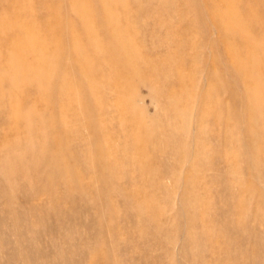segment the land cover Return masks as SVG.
I'll list each match as a JSON object with an SVG mask.
<instances>
[{
    "label": "rangeland",
    "instance_id": "1",
    "mask_svg": "<svg viewBox=\"0 0 264 264\" xmlns=\"http://www.w3.org/2000/svg\"><path fill=\"white\" fill-rule=\"evenodd\" d=\"M82 1L89 4H85L88 8L91 6L92 17L65 18V15H71L74 4L72 0H0V25L3 22L7 24L0 27V63L4 67L3 72L0 71V78L7 79L10 76L8 60L14 55L20 56L15 63H26L30 67L48 71L47 66L38 65L37 57H22L20 54L23 50L39 48L42 53L49 51V56L56 55V50L50 51L45 44L47 39L53 40L55 44L69 45V48H73L70 51L81 48L76 61H68L71 63L68 66L70 71L77 73L65 74L56 70L59 85L56 87L57 94L65 85L72 87L70 95L60 107L66 116L62 120L69 124L70 131L80 133L84 138L83 142L75 140L74 147L88 148L93 143L91 136L95 133L99 137H106L109 145L119 150L116 161L108 165L120 168L123 173L111 175L109 179L114 181V189L117 185H126L132 199L128 202L121 199L124 205L119 204L117 208L120 218L127 217L121 238L127 250L120 256L115 252L110 257L103 254L100 263L130 264V260H136L138 264H264V222L259 220L264 217V164L262 163L258 173L256 167L248 162L245 145L239 140V144H234L232 149L239 156L235 167L240 171L241 184L238 188L227 187L226 182L230 183L231 180L226 178L223 183L213 178L214 173L210 171L214 166L223 168L225 165L221 164V159L226 147L212 140L213 132H218L219 128L210 124L205 126L203 132L198 126L195 130L200 118L219 112L218 98H222L228 107L232 106L229 90L224 93L220 88L222 85H235L232 77H227L226 71L229 52L235 45L226 43L229 36L226 32L219 33L211 28L213 23L209 17L211 13L229 15L231 11L240 8L238 2H228L222 6L218 0H126L125 5H119L117 10L108 6V9L121 16L124 21L122 26L126 31L125 36L123 33L116 35L123 49L115 46L116 51L113 52L107 49L113 42L106 35L107 27L97 23L92 33H84L92 26L94 18L98 20V10L104 6L96 0ZM18 22L25 25L28 31L20 35L8 29L9 25H16ZM62 32L67 36H63ZM74 36H77L75 42L72 39ZM18 37L24 41L27 37L33 38L31 42L19 44ZM92 37L104 40L106 47L103 50L89 47ZM10 39L15 46L10 44ZM62 39L64 41L59 42ZM230 40L235 41L234 38ZM239 58L233 57V62L237 66L245 64V56ZM259 58L261 55L254 57L252 69H257L256 62ZM88 60H93L94 65L80 69V62ZM260 73L264 74V65L260 66ZM214 74L218 75L219 80L214 78ZM5 84L0 85V96H17L23 105H35L42 110L44 105L34 95L33 87L27 88L26 84H19L12 88ZM90 85L92 91L86 89ZM193 86L199 89L196 91ZM48 87L52 90L54 86ZM259 88L264 89V86L260 84ZM237 93L239 108L236 109L242 113L246 108L245 97L242 89L237 88ZM191 95L192 100L187 102ZM0 102L1 120L4 121L7 116L12 117L15 122L17 119L22 120L19 113L11 114L10 102H2L1 98ZM90 105L101 111L100 114L93 115L95 123H104L105 127H91L90 115L87 113ZM79 107L86 109V112L82 109L81 117L73 115L75 109L80 110ZM41 113H44L43 110ZM186 114L192 119L189 125L182 121ZM140 124L145 126V130H137ZM84 126L87 129H83ZM4 128V125L1 126V130ZM220 130L227 133L225 128ZM237 134L239 135L238 131ZM9 135H2L0 142L8 140ZM57 137V142L54 143L56 148L61 144L60 137ZM142 152L145 157L140 158ZM185 154H188L189 161L185 167L179 166L177 162ZM89 158L97 162L94 153H87L80 160L86 163ZM136 161L140 162L138 168ZM150 168L157 170L158 175L148 177ZM71 170L74 174L85 176L80 168ZM162 171L166 172L167 178H161L159 172ZM140 174L144 178L134 180ZM203 181L205 183L201 185L200 182ZM47 182L49 186L55 184L54 179H48L44 183ZM249 184L251 187H248ZM93 187L87 180L85 189L91 192ZM19 202L25 204L21 198ZM1 203L0 208L6 209V202L2 200ZM106 205L110 210L111 202ZM206 205L208 208L204 210ZM33 208L34 206L28 216L26 228L37 237L41 236L38 240L33 239L36 252L27 247L32 235L26 228L18 235L8 230L5 237L10 244L6 243L8 247L0 246V264H34V258L39 259L36 264H59L56 261L47 262L43 258L53 255L51 238L54 235L51 234H56L55 225L59 215L52 211L54 214L50 213L40 220L38 211ZM60 210L68 213L70 205L61 204ZM145 210L149 211L148 215ZM84 216L87 218L84 217L85 223L89 224L93 223L96 213L88 212ZM129 216H134V222ZM116 221L114 225L119 223ZM9 222L13 223L11 220ZM138 223L159 226L162 230L159 228L153 237L143 236L140 234L142 231H138L135 226ZM107 224H113L109 217L100 224V228L104 229ZM213 224L220 229L216 231L214 242L219 243V250L222 252L216 250L211 254L208 250L209 238L204 231L207 229V233H210ZM86 228L87 226L84 231L87 232ZM164 234L168 240L162 243ZM174 237L179 240L175 246L172 245ZM160 239V243H156ZM100 241L103 249L102 246L110 239L104 236ZM76 242L61 241L56 246V250H59L57 254L66 256L73 251L70 255L75 264H96L95 258L89 256L86 261L76 250L77 246L80 248L78 250H81L82 245L93 246V241L88 240V245ZM204 251L207 253L204 254ZM145 257L149 263L144 262Z\"/></svg>",
    "mask_w": 264,
    "mask_h": 264
},
{
    "label": "bare ground",
    "instance_id": "2",
    "mask_svg": "<svg viewBox=\"0 0 264 264\" xmlns=\"http://www.w3.org/2000/svg\"><path fill=\"white\" fill-rule=\"evenodd\" d=\"M72 1L74 4L70 11L71 15H65V18L92 17L91 6L89 8L86 6L89 4H86L85 2V5L82 0ZM96 1L101 3L104 7L98 10V20L93 17L94 21L92 24L90 23L92 26L84 31L85 35L90 34V32L92 33V31L96 29V24L99 23L101 26L107 27L106 35L113 41L107 49L113 52L116 51V47L123 49V45L118 41L116 35H121L122 33L123 36L126 35V31L122 26L124 21L121 16L115 14L114 11H111L107 7H115L117 10L119 9V5H125L124 3L126 0ZM228 2L230 4L238 2L240 8L231 11L230 14L226 16L224 13H214V15L211 13L209 20L213 23L211 28H214L219 33L226 32L227 35H229L226 43L230 42L232 46L235 45V48L231 47L229 52L227 58L228 67L226 69L228 74L227 77H232V83L235 85H220L222 92L225 93L229 90L233 100L231 107H234L235 109L228 107L229 105L225 104L224 101L221 100L222 98H218L219 112L216 111L218 113H212L213 117H211L212 114L211 116L208 114L209 116L207 115L206 117L200 118L198 122L196 120L198 124L195 125V130L198 126L203 132L205 126L210 124L219 128L218 132H213L212 140H215L226 147L224 157L221 159V164L225 165L223 168L218 166L215 168L214 166L210 171H213L214 173L212 176L213 178L221 180L223 183H225L226 178L231 180L230 183L226 182L227 187L238 188L240 187L241 179L239 178L240 171L236 169L235 163L238 162L239 156H237V153L233 152L232 148L234 144L237 145L239 144V140H242L246 148L248 162L250 161V163L256 167L258 173L260 172L262 163L264 164V89L259 88L260 84L264 86V74H261L262 71L260 73V66L264 65V11H262L264 9V0H218V3L222 6L226 5ZM214 5L211 6V10ZM215 7L218 6L215 5ZM6 25L7 24L3 22L0 27L3 28ZM35 28H37V26ZM8 29L12 30L14 33L18 32L20 35L28 31L27 27L21 24V22H18L16 25H9ZM36 31H38V29ZM62 35L67 36L64 33ZM76 37L77 36H74V38H72L74 39V42ZM18 38V40H20L19 44H22L26 41L31 42L33 37H27L25 41L21 40L20 37ZM231 38H234L235 41L232 42L230 40ZM12 39H14V37ZM9 41L12 42H10L11 45L13 44L15 46L14 41L11 39ZM63 41L64 39L59 42ZM45 44L50 51L56 50V55L49 56V51L42 53L39 48H34V50H23L20 54L22 57H37L38 65L47 66L48 71H43L42 69L39 70L37 67H30L26 63H15L18 62L17 59L20 56L14 55L8 60L10 64V76L7 79L0 78V85L6 83L14 88L19 84H26L27 88L33 87L35 90L34 95H37V97L40 98V102L44 105L42 106L44 112L42 114L41 108L31 104L23 105L20 98L17 96L10 94H2L0 96L2 102L8 101L12 104L10 106L12 110L11 114L14 112L15 114L19 113L22 116V120L19 121L17 119L16 122L12 121V117L9 116L5 117L4 121L0 119V139L2 138V135L10 134L8 140L3 139L0 142V206L2 200L6 202L7 206V208L5 207L6 209L0 208V246L8 247L7 244H10L5 237L8 230L13 234L18 235L23 228H26L28 225V216L32 212V206H34L38 211L37 215L40 220L43 219V217L49 216L50 213H53L52 211L57 212L59 215L56 219V225L54 224L56 234H51L54 235L51 238L53 255H47V253V256L43 257L46 258L47 262L56 261L59 264H75L73 262L74 258L70 255L73 252L72 250L70 254L60 256L57 254L59 250H56V246L60 245L61 241H66L68 243L71 241L72 243L80 241L86 243L88 240H91V242L93 241V246L88 247L82 245L81 250H78L80 248L77 246L78 249L76 250L82 255L84 260L88 261L89 256H92L95 258L94 262L96 264H101V256L103 254V256L110 257L115 252L120 256L127 250L126 245L123 244L121 239L127 217L120 218L117 208H119V204L124 205L121 199L124 198L127 202L132 200L131 193L127 192L128 189L126 185H117L116 189H114V181L109 179L111 175H119L120 173H123L120 168H112L108 165V163L114 160L116 161V156L119 150L110 146L106 137H99L95 133L91 136L93 143L92 145H89L88 148L74 147L73 142L75 140L83 142L84 138L80 133L70 131L69 124L66 123V120H62V118L66 116L60 107L70 95L72 87L65 85L57 94L56 87L59 85L56 70H60L65 74L77 73V71H70L68 66L76 61L77 54L81 51V48L78 47L74 51H70V49L73 48H69V45L64 43L55 44L51 39H47ZM228 46H230L229 43ZM89 47L96 50H103L106 45L104 40L92 37L89 41ZM122 52H124V50H122ZM259 55H261V58L256 62V67L258 69V71H256L257 69H252L255 64L254 57H259ZM240 56H245L246 65L243 63V65L237 66L233 62V57L239 58ZM68 61L72 62L69 63ZM93 65V60L81 61L80 69L92 67ZM124 66H126V64H124ZM2 68L4 67L0 63V71L2 70L3 72ZM214 78L219 80L218 75L216 74H214ZM256 84L259 85L255 87ZM49 85L54 86L52 90L49 89ZM237 88L238 90L242 89V94H244L243 96L245 97L244 101L246 110L244 109V111H241L242 113H239L240 110L236 109L239 100ZM86 89L92 91V86L90 85ZM198 89L199 87L195 88L196 91ZM191 100L192 95L189 96L187 102H190ZM85 107H79L80 110L75 109L73 115L81 117L82 109L83 112H86ZM87 113L90 115L89 120L92 124L91 127L106 126V124L101 122L98 124L95 123V116L93 115L101 113L99 108L97 109L96 106L90 105ZM206 119L208 120L206 121ZM182 121L185 125H189V123L192 122V119L189 114H186L183 116ZM3 125L6 128L1 130V126ZM138 126L139 128L137 130H145L143 124ZM220 128H225L227 133H222L223 131L221 132ZM83 129H87V126H84ZM237 131L239 132V135L237 134ZM195 135L196 131H194L193 137H195ZM57 136L60 137L61 144L59 146L57 145L56 148L54 143L57 142ZM84 150H86V153L82 154V151ZM87 153H94L97 162L90 158L86 163L82 161V159L80 160V158L84 157ZM143 157H145L144 152L141 153L140 158ZM187 161H189L188 154H185L177 164L185 167L188 163ZM135 163L138 168V163L140 162L136 161ZM142 166L143 165H141V167ZM71 168L73 170L80 168L82 174L84 173L85 176L74 174ZM159 174L162 175L161 178H167L165 171L159 172ZM204 174L206 175L207 173L204 172ZM155 175H158L157 170L155 171L150 168L147 172V176L153 177ZM143 178L144 176L140 174L139 176L134 177V180L140 181ZM48 179H54L55 184L49 186L50 184L48 182L44 183ZM87 180H89L90 184L94 186L93 191L91 192L85 189ZM202 183L205 182H200L201 185ZM248 187H251V184H249ZM19 198L24 200L23 203L25 204L22 205L19 202ZM110 202L111 206L109 210V207L106 204H109ZM64 203L70 205L68 213H64L63 210H60L61 204ZM207 208L208 205L204 207V210H207ZM19 211H22L21 214H18ZM88 212L96 213L93 223H85L84 214ZM145 214L148 215L149 211L145 210ZM66 217L69 224L67 223V220L65 221ZM107 217L112 220L113 224H107L104 229L100 228V224H103ZM129 218L134 222V216H129ZM10 220L13 223H10ZM259 220L263 223L264 217ZM115 221L119 223L114 225ZM80 226H82V229ZM86 226L87 232L84 231ZM135 226L138 228V231H142L140 233L141 235H152V237L160 228L159 226L153 227L148 224L142 225L139 223L135 224ZM49 229L51 230V228ZM212 229L213 230L210 233H207V229L204 231L207 238H209L208 242L210 243V246L208 250H210L211 254L216 250L218 251L220 248L219 243L214 242L216 231L220 229L219 227L217 228V226L215 227L214 224L212 225ZM26 230L32 235L27 247L29 250L36 252V245L33 239L38 240L41 236L37 237L31 230L27 228ZM160 230H162V228H160ZM104 236H107L110 241H107L104 246H102L103 249H101L100 243L102 242L100 239ZM167 240L168 238L164 234L162 243ZM183 240L184 237H182V241ZM160 241L161 239L156 240V243H160ZM176 241L179 242V240L174 237L172 245L175 246ZM219 251L222 252L221 250ZM205 253H207V251H204V254ZM173 259L174 257L171 261ZM144 262H148L146 257ZM33 263H39V259L34 258ZM129 263L138 264L136 260H130Z\"/></svg>",
    "mask_w": 264,
    "mask_h": 264
}]
</instances>
